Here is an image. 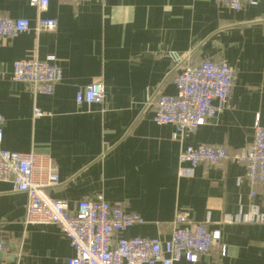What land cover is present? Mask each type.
<instances>
[{
    "label": "crops",
    "instance_id": "1",
    "mask_svg": "<svg viewBox=\"0 0 264 264\" xmlns=\"http://www.w3.org/2000/svg\"><path fill=\"white\" fill-rule=\"evenodd\" d=\"M0 16L33 27L40 17L58 22L0 44L2 147L52 156L61 182L52 198L72 210L85 200L121 203L145 223L120 237L168 240L177 214L220 232L217 249L176 264H264V221H233L254 204L264 215V185L230 163L202 164L183 177L178 159L189 146L238 152L253 143L257 117L264 124V0L240 11L213 0H52L42 12L28 0H0ZM189 53L194 64L227 63L236 77L227 108L178 140L172 125L154 123L153 102L177 93ZM49 56L63 72L52 96L12 80L16 61ZM97 80L105 101L78 104ZM35 108L43 116L35 118ZM27 203L0 181V264H67L75 256L69 240L58 226L25 225Z\"/></svg>",
    "mask_w": 264,
    "mask_h": 264
},
{
    "label": "built area",
    "instance_id": "2",
    "mask_svg": "<svg viewBox=\"0 0 264 264\" xmlns=\"http://www.w3.org/2000/svg\"><path fill=\"white\" fill-rule=\"evenodd\" d=\"M28 1L30 6L42 12L48 9L52 0ZM213 1L233 11L258 4V0ZM57 26L54 19L40 17L33 27L27 19L0 16V44L4 39L17 38L26 32L53 31ZM235 77V70L227 63L207 59L194 64L189 53L174 79L177 93L160 95L153 102L154 123L172 125L176 138L183 140L227 108ZM12 80L29 84L34 95L52 96L63 80V72L55 56L46 60H18L13 65ZM105 98L106 86L102 80H97L80 91L76 101L80 105H92L103 103ZM41 116V110L35 108L34 117ZM3 123L0 115V181L11 183L14 192L27 195L25 225H54L61 229L75 250V256L67 264L193 263L199 256L218 248L221 239L218 230L211 231L206 225L194 224L182 214H177L174 219L171 237L160 240L120 237L134 226L145 223L138 214L127 212L121 203L85 200L72 210L67 202L56 200L49 193L61 183L52 156L36 151L19 153L5 150L2 147ZM178 159L183 177L193 176L194 170L202 164L230 163L242 165L245 178L252 185L263 186L264 124L257 117L253 143L238 152L231 153L223 145L189 146L180 151ZM233 221L261 223L264 215L254 204L248 214L241 211ZM3 249L4 246L0 245V251Z\"/></svg>",
    "mask_w": 264,
    "mask_h": 264
},
{
    "label": "water",
    "instance_id": "3",
    "mask_svg": "<svg viewBox=\"0 0 264 264\" xmlns=\"http://www.w3.org/2000/svg\"><path fill=\"white\" fill-rule=\"evenodd\" d=\"M4 256L3 253L0 252V261L3 260Z\"/></svg>",
    "mask_w": 264,
    "mask_h": 264
}]
</instances>
